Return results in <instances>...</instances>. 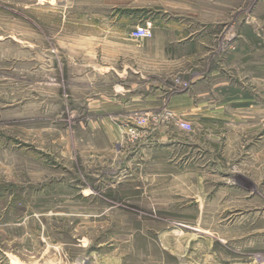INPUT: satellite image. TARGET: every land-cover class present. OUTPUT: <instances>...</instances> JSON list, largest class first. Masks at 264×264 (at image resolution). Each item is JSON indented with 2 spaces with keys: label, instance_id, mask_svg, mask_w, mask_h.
<instances>
[{
  "label": "rangeland",
  "instance_id": "374dc122",
  "mask_svg": "<svg viewBox=\"0 0 264 264\" xmlns=\"http://www.w3.org/2000/svg\"><path fill=\"white\" fill-rule=\"evenodd\" d=\"M127 2L0 0V264H264V0Z\"/></svg>",
  "mask_w": 264,
  "mask_h": 264
},
{
  "label": "crops",
  "instance_id": "0c3cea01",
  "mask_svg": "<svg viewBox=\"0 0 264 264\" xmlns=\"http://www.w3.org/2000/svg\"><path fill=\"white\" fill-rule=\"evenodd\" d=\"M127 4H128V6L132 7L131 12L132 11L135 12L137 10L141 11V9H152V8H156V7H160V6H162V7L163 6H165V7L166 6L167 7L168 6H175V0H128ZM263 8L264 7H262V9ZM263 18H264V9H263ZM216 22L217 21L214 20L210 23L216 24ZM248 24H251L249 27H256V26L262 27L263 28V35H264V19L261 21L260 20H252V21L248 22ZM191 40L192 39H190V41ZM207 53H205V54H207ZM197 54H199V56H203L202 52H194V51L189 52L190 58L191 57L194 58V56H196ZM206 78L207 77L200 76V74H197V72H193V77H192L193 84L189 90V94L184 95L183 98L181 99L184 107L188 106L189 109H192L191 107H192L193 100H196L197 99L196 97H199V99H197V101H199L198 104H195V106L193 105V109L195 110L193 112H195L194 114L197 115L198 117H200L201 120H203V121L210 118V115H214L218 118H221L222 116H226L225 113L227 110L223 111L222 109L228 107V105L230 104V102H227L225 105L208 104L207 103V96H206L207 91L203 90L204 79H206ZM196 106H199V107H196ZM183 109H186V108H183Z\"/></svg>",
  "mask_w": 264,
  "mask_h": 264
},
{
  "label": "built area",
  "instance_id": "2783aa9c",
  "mask_svg": "<svg viewBox=\"0 0 264 264\" xmlns=\"http://www.w3.org/2000/svg\"><path fill=\"white\" fill-rule=\"evenodd\" d=\"M130 37L133 39L149 38L152 35L151 23L146 22L141 26H136L131 32ZM179 126L184 129H189L190 124L186 121H179Z\"/></svg>",
  "mask_w": 264,
  "mask_h": 264
},
{
  "label": "trees",
  "instance_id": "16d2710c",
  "mask_svg": "<svg viewBox=\"0 0 264 264\" xmlns=\"http://www.w3.org/2000/svg\"><path fill=\"white\" fill-rule=\"evenodd\" d=\"M133 12V11H132ZM136 13V12H135Z\"/></svg>",
  "mask_w": 264,
  "mask_h": 264
}]
</instances>
